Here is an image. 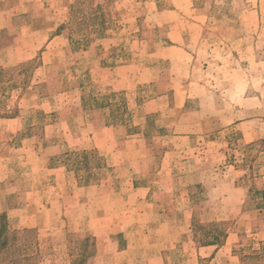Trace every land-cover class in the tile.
I'll return each instance as SVG.
<instances>
[{"label":"rangeland","instance_id":"obj_1","mask_svg":"<svg viewBox=\"0 0 264 264\" xmlns=\"http://www.w3.org/2000/svg\"><path fill=\"white\" fill-rule=\"evenodd\" d=\"M57 1L60 2H50ZM190 1L193 7L204 10L193 11ZM42 2L43 0H17L13 9L14 12L27 10L32 4L41 5ZM154 3L158 9L153 6ZM58 7L59 5L54 8ZM101 13L109 16L108 22L101 29L93 28L92 23L99 20L93 22L91 19ZM68 17L63 28L71 36L67 51L93 40L92 35H96L95 39L107 37L103 46L107 50L113 49L115 53L106 54L103 59L101 55L100 63L105 64L97 65V62L91 72H85L82 69L89 62L76 65L77 61H74L72 55L64 57L65 46L57 41L51 44V54L45 58L46 61H51L47 75L49 84L45 87L37 86L33 91L39 96H52L50 104L44 105V111L54 107L69 108L74 97H78L74 93L77 91L80 95L81 90L82 96L99 99L97 104H120L124 108L119 112L122 116H117L114 121L125 125L126 130L139 128L147 133L149 142L160 145L155 139H151L155 134L197 135L195 137L198 138L192 142L172 139L164 143L167 147L174 148L168 156V168H173L178 176L181 175L180 172H184L187 175L186 180L183 178L184 185L189 184L190 192L197 196L193 223L201 225L202 230H198L199 235L193 234L195 241L211 242L215 234H220L221 246H225L212 263L198 264H264V199L261 196V192H264V0H73ZM38 25L21 32L13 62L33 56L44 43L45 28L39 29L42 25ZM98 25L102 27V24ZM169 46L180 50L169 51L166 49ZM114 61L126 65L133 63L137 67H156L160 71L154 75L157 77L156 81H168L169 87L154 84L139 86V101L146 100L144 103L147 104L140 116L132 117L129 110H135V104L131 102L133 96L130 93L127 96L120 95L102 85L107 82L105 78L108 74L103 68L110 63L114 65ZM37 64V60L33 59L7 72H0V82L13 81V90H5L4 86H0V114L17 115L20 111L25 117L27 113L32 117L35 115L37 130L32 132L40 133L52 120L41 114L43 112L40 110L34 111L32 91H25L31 86L29 83ZM133 70L135 69L125 71L127 83L134 75L141 76L139 80L148 79L143 72L137 74V70ZM40 79L41 72L32 81L38 82ZM185 81H192L202 89L185 91L182 87ZM171 88L176 98L172 106L168 100L170 95L157 103H148L161 93L165 95L171 92ZM185 94H191L194 99L185 108L189 110V114L182 115L178 112V106ZM23 95L24 99L21 98ZM145 111L152 114L143 123L140 118ZM71 112L68 114L71 115ZM66 114L65 111L62 117ZM82 118L78 120L74 131L67 127L60 131L71 132V137H67L69 140L78 138L79 144L85 145L87 123ZM236 120V124L239 121L243 124L229 125ZM218 132L220 133L217 134ZM58 134L57 130L48 132L51 136ZM212 141L215 142L211 143ZM156 148L153 165L159 167L161 147ZM146 154L144 150L138 152L133 147L127 164H135L139 156ZM63 155L66 164L79 170L80 176L88 173L90 168L102 165L101 157L94 151L69 152L63 149ZM125 168L116 175H125ZM209 193L215 197L221 196L224 200L217 201ZM236 226H244L247 231L244 227L237 230ZM31 231L29 239L35 236L36 240L35 231ZM229 233L235 234L236 240L230 253L239 263H233L229 259L230 243L225 245ZM82 234H67L64 238L67 249L64 250L56 245V241L47 242L42 249V264H62L61 258H65V253L71 260L81 255L87 257L93 237ZM19 241L22 242L21 237ZM35 249L39 255L37 245ZM176 250L174 260L169 259L170 263L186 264L182 261L192 254L191 247ZM25 253L31 256L33 252ZM6 256L8 259L3 264H8L7 260L13 261L11 259L16 262L12 255ZM34 261L37 260L30 262ZM40 263L39 261L38 264Z\"/></svg>","mask_w":264,"mask_h":264},{"label":"crops","instance_id":"obj_2","mask_svg":"<svg viewBox=\"0 0 264 264\" xmlns=\"http://www.w3.org/2000/svg\"><path fill=\"white\" fill-rule=\"evenodd\" d=\"M16 1L0 0V72H7L36 59L38 64L33 69L31 83H29L31 86L25 91L28 89L32 91L31 95L35 102L34 111L40 110L43 112L41 114L52 121L39 133L32 132L37 130L35 115L32 117L30 113H27L25 117L26 115L23 116L20 111L17 115L0 114V218H3L8 230L35 231L40 264L43 260L42 249L47 242L56 241L59 248L67 249L64 238L70 233H83L82 235L93 237L92 254L86 259L85 264H171L169 259L174 260L176 249L185 246L191 247L192 254L184 258L183 263H212L225 246H203L195 241L192 226L197 196L190 192L189 184L184 185L187 177L184 172H180L181 175L178 176L179 174L174 173L173 168H168V156L172 154L171 151L174 148H169L164 143L172 139H185L192 142L198 138L195 137L197 135L155 134L151 139H155L160 145L149 142L147 133L139 128L126 130L125 125L114 121L117 116L118 118L122 116L119 112H122L124 108L120 104H97L99 99L82 96L80 88H78L80 95L77 91L74 93L78 97H74L69 108L54 107L44 111V105L50 104L52 96H39L33 91L37 86L45 87L49 84L47 75H49L51 61H46L45 58L51 54V50L49 51L51 44L57 41L63 47L65 46L64 57L72 55L75 58L74 61H77L76 65L84 61L89 62L82 69L85 72H91V68L97 62V65L105 64L100 63L103 57L115 51L107 50L103 46V43L108 40L105 36L97 39L94 37L93 40L81 43L77 48L72 50L70 48L67 51L71 36L63 28L69 20L73 0H59L60 2L53 3L50 2L51 0H43L41 5L32 4L27 10L14 12L13 6ZM37 1L39 0H35ZM57 5L59 7L54 8ZM153 6L158 9L157 4L154 3ZM190 7L196 12L204 10L193 7L191 1ZM38 24L42 25L39 29L45 28L44 43L37 48L33 56L13 62L19 35L34 25L39 26ZM166 49L180 50L174 46ZM114 63V65L110 63L111 65L104 66L103 70L109 75L106 74L107 82L102 85L110 87L112 92L120 95L127 96L126 94L130 93L133 96L131 102H134L135 110H129L132 117L144 111L143 107L147 104L144 103L146 100L139 101L137 94L139 86L154 84L169 87L168 81L165 83L156 81L157 77L154 75L160 73L156 67H137L133 63L121 64L120 61H114ZM130 69L137 70V74L143 72L148 79L139 80L141 76L134 75L127 83L125 71ZM40 72L42 79L33 82V77ZM0 86H4L5 90L8 88L13 90V81L4 80L0 82ZM182 87L185 91L202 89L192 81H185ZM172 89L165 95L159 94L148 103H157L158 100L168 98L170 95L168 100L172 106L176 100ZM24 97L25 95L21 98L24 99ZM192 99L194 97L191 98V94L184 95L178 106L180 114H189V110L185 108ZM65 111L67 114L62 117ZM70 111H72L71 115L68 114ZM143 114L140 119L144 123L152 113L145 111ZM81 116H84L87 123L85 145L79 144L78 138L69 140L67 137H71V132L60 131L66 127L74 131ZM237 121L229 125L243 124L240 121L236 124ZM54 130H57L59 134L48 135V132ZM213 142L215 141L211 143ZM156 146L161 147L159 167L153 165L156 160ZM133 147H136L138 152L144 150L147 154L139 156L135 164L129 165L127 160ZM63 149L69 152L94 151L101 157L102 165L99 168H90L88 173L80 176L79 170L71 164H66ZM120 158L122 160L119 161ZM122 168H125L126 174L116 175ZM210 195L217 201L224 200L220 198L221 196ZM236 227L238 230L239 227L244 226ZM244 229L247 231L246 227ZM234 237V233H229L225 245L230 243L229 259L237 263V258L230 253L236 240ZM62 260V264H73V260L66 253Z\"/></svg>","mask_w":264,"mask_h":264},{"label":"trees","instance_id":"obj_3","mask_svg":"<svg viewBox=\"0 0 264 264\" xmlns=\"http://www.w3.org/2000/svg\"><path fill=\"white\" fill-rule=\"evenodd\" d=\"M108 17L109 16L108 15L106 16L104 13L103 14L101 13L98 16H94L91 19V21L95 22L99 20V22L92 23L93 24L92 27L93 28L98 27L100 29L103 28V25L106 24V22H108L107 20ZM98 24H102V27ZM92 36L95 37L96 35H92ZM261 196L264 199V192H261ZM193 221H194V218H193ZM200 226L201 225L196 226V224L193 223V226H192L193 234L199 235L198 230L199 231L202 230V227ZM213 226H216V224H213ZM31 232H32L31 230H21V231L8 230L5 222L3 221V218L2 217L0 218V264H3L4 261L8 259L6 256L8 254L16 258V262H14L15 259H11L13 260L11 262L7 260L8 264H38L39 255L36 253V249H35V246H36L35 236L31 240L29 239V233ZM225 235L226 234L223 235V238L225 237ZM202 236H203L202 238H205L204 235ZM219 236L220 234H215L212 237L211 242H204L203 240H200V242H197V243L203 246L222 245L221 240L219 239ZM19 237L22 238L21 243L19 241ZM92 246H93V243H91V246H90L91 250L89 251V255L87 257H83V255H81V257L79 258L73 259V264H85L86 259L92 254ZM26 251H32L33 253L31 254V256H28L25 253ZM22 257H25V258H22ZM33 259H36L37 261L30 262ZM241 262L243 263L242 259H241Z\"/></svg>","mask_w":264,"mask_h":264}]
</instances>
